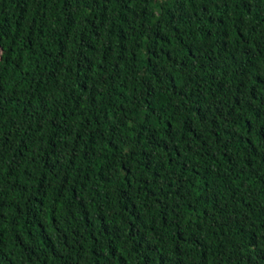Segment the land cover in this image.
I'll return each instance as SVG.
<instances>
[{
    "label": "trees",
    "instance_id": "obj_1",
    "mask_svg": "<svg viewBox=\"0 0 264 264\" xmlns=\"http://www.w3.org/2000/svg\"><path fill=\"white\" fill-rule=\"evenodd\" d=\"M0 264H264V0H0Z\"/></svg>",
    "mask_w": 264,
    "mask_h": 264
}]
</instances>
